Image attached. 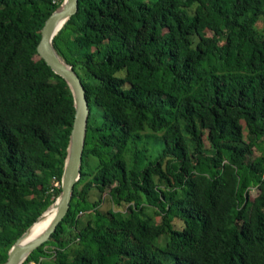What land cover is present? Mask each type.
<instances>
[{
	"label": "trees",
	"instance_id": "16d2710c",
	"mask_svg": "<svg viewBox=\"0 0 264 264\" xmlns=\"http://www.w3.org/2000/svg\"><path fill=\"white\" fill-rule=\"evenodd\" d=\"M63 1L0 0V264L62 192L74 99L37 47ZM259 21L264 0H79L53 47L89 103L81 177L23 264H264Z\"/></svg>",
	"mask_w": 264,
	"mask_h": 264
},
{
	"label": "water",
	"instance_id": "95a60500",
	"mask_svg": "<svg viewBox=\"0 0 264 264\" xmlns=\"http://www.w3.org/2000/svg\"><path fill=\"white\" fill-rule=\"evenodd\" d=\"M78 3L79 0L63 1L61 7L46 21L41 31L40 43L37 47L39 57L66 80L74 99L75 116L62 177V192L56 203L42 216H39L15 242L9 250L8 259L4 264H23L29 255L50 240L52 234L56 232L58 225L70 210L74 189L81 177L87 125L90 116L89 103L86 90L75 68L69 65L53 47V40L56 35L67 21L78 12ZM50 211L55 212V215L47 230L31 241H24V238L31 232L35 224L43 220Z\"/></svg>",
	"mask_w": 264,
	"mask_h": 264
},
{
	"label": "rangeland",
	"instance_id": "374dc122",
	"mask_svg": "<svg viewBox=\"0 0 264 264\" xmlns=\"http://www.w3.org/2000/svg\"><path fill=\"white\" fill-rule=\"evenodd\" d=\"M256 26L258 29H264V25L262 24L261 21H259L256 24ZM206 34L208 36L211 35V33H209V32H207ZM158 150H159V146L155 145L152 141L143 142V144H141L139 146L140 159H141L142 164L146 165L149 162L153 161L158 155L157 154ZM261 157H264V138L258 143V146L256 148H254V154H253V157H251V160H254L255 158H261ZM91 162L89 160V168L91 167L90 169L93 170L96 167V162L95 161L94 162L91 161ZM250 191H251V193H250V206H251L254 199L258 196L259 190L256 187H254ZM97 200H98L97 198H94V201H97ZM103 200H104V204H103L101 209L104 211L110 209V204L108 203V194L104 195ZM148 213L150 216L153 217L154 222L159 223L161 221L160 217H154L153 216L152 211H149ZM93 217L94 216H91L89 214L80 217V224H85L89 219H91ZM75 244L76 243H74L73 245H75ZM159 245L161 246V244H159ZM47 250L49 251L50 254L54 253V249L51 247H49ZM46 259H47L45 261L46 264H54V262H53L54 257L53 256L46 257ZM169 264H172V262Z\"/></svg>",
	"mask_w": 264,
	"mask_h": 264
},
{
	"label": "bare ground",
	"instance_id": "6f19581e",
	"mask_svg": "<svg viewBox=\"0 0 264 264\" xmlns=\"http://www.w3.org/2000/svg\"><path fill=\"white\" fill-rule=\"evenodd\" d=\"M55 212H49V214L40 222L35 224L31 232L24 238V241H31L34 238L38 237L42 233H44L47 228L50 226L53 218H54Z\"/></svg>",
	"mask_w": 264,
	"mask_h": 264
},
{
	"label": "built area",
	"instance_id": "2783aa9c",
	"mask_svg": "<svg viewBox=\"0 0 264 264\" xmlns=\"http://www.w3.org/2000/svg\"><path fill=\"white\" fill-rule=\"evenodd\" d=\"M54 186L58 187L57 183H55ZM46 260H47L46 258L41 257L38 261H32L29 262L28 264H44Z\"/></svg>",
	"mask_w": 264,
	"mask_h": 264
}]
</instances>
